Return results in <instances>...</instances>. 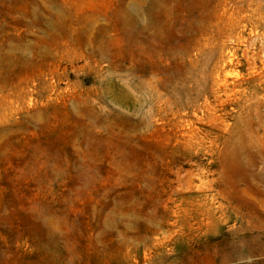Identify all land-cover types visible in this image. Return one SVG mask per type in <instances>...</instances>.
I'll return each mask as SVG.
<instances>
[{
	"label": "rangeland",
	"instance_id": "1",
	"mask_svg": "<svg viewBox=\"0 0 264 264\" xmlns=\"http://www.w3.org/2000/svg\"><path fill=\"white\" fill-rule=\"evenodd\" d=\"M0 264H264V0H0Z\"/></svg>",
	"mask_w": 264,
	"mask_h": 264
}]
</instances>
